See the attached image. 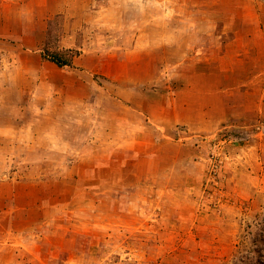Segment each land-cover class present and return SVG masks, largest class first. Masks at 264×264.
<instances>
[{
	"label": "rangeland",
	"instance_id": "rangeland-1",
	"mask_svg": "<svg viewBox=\"0 0 264 264\" xmlns=\"http://www.w3.org/2000/svg\"><path fill=\"white\" fill-rule=\"evenodd\" d=\"M263 216L264 0H0V264H235Z\"/></svg>",
	"mask_w": 264,
	"mask_h": 264
},
{
	"label": "trees",
	"instance_id": "trees-1",
	"mask_svg": "<svg viewBox=\"0 0 264 264\" xmlns=\"http://www.w3.org/2000/svg\"><path fill=\"white\" fill-rule=\"evenodd\" d=\"M74 52L68 51L67 57L45 52L44 58L59 67L70 66ZM235 264H264V216L260 220L259 229L251 238L250 248H244L237 257Z\"/></svg>",
	"mask_w": 264,
	"mask_h": 264
},
{
	"label": "crops",
	"instance_id": "crops-1",
	"mask_svg": "<svg viewBox=\"0 0 264 264\" xmlns=\"http://www.w3.org/2000/svg\"><path fill=\"white\" fill-rule=\"evenodd\" d=\"M51 62V61H50ZM51 63H53V62H51ZM53 64H55V63H53ZM56 65V64H55ZM57 66V65H56ZM59 67V66H58ZM66 67V66H65ZM59 68H62V67H59ZM215 76H218V74H215Z\"/></svg>",
	"mask_w": 264,
	"mask_h": 264
}]
</instances>
